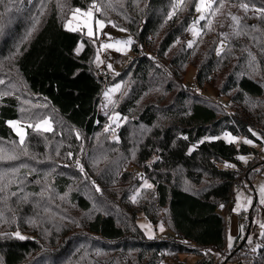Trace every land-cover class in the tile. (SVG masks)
Returning a JSON list of instances; mask_svg holds the SVG:
<instances>
[{
    "label": "trees",
    "instance_id": "16d2710c",
    "mask_svg": "<svg viewBox=\"0 0 264 264\" xmlns=\"http://www.w3.org/2000/svg\"><path fill=\"white\" fill-rule=\"evenodd\" d=\"M197 2L0 0V264H160L162 253L176 263L194 254L196 264H215L208 248L225 252L220 210L238 173L221 165L239 166L249 147L222 136L264 137V14L256 11L264 0H215L189 47ZM93 3L99 19L133 38L134 57L109 80L93 66L96 37L66 28L76 8ZM224 12L239 24L231 19L232 29L219 33ZM142 43L154 56L138 54ZM189 66L199 85L212 83L230 104L192 91ZM115 82L122 89L113 113L126 118L119 143L106 130L110 115L98 110ZM47 118L52 131L34 129ZM10 120L32 125L23 143ZM127 160L154 185L135 202L138 175L120 174ZM257 173L241 186L252 187ZM254 210L256 202L245 234L219 264H264V232L256 256L243 242ZM140 214L166 223L178 239L146 237Z\"/></svg>",
    "mask_w": 264,
    "mask_h": 264
},
{
    "label": "rangeland",
    "instance_id": "374dc122",
    "mask_svg": "<svg viewBox=\"0 0 264 264\" xmlns=\"http://www.w3.org/2000/svg\"><path fill=\"white\" fill-rule=\"evenodd\" d=\"M199 3V0L197 4ZM87 11V10H86ZM86 11H82L80 13H76L75 16L73 13L71 14L68 22L66 23V28L67 29H74V31H81L84 32L88 37H100V34H104L103 42L102 45L104 44H110L113 45L112 47L109 48H104L102 47V50H99L97 46L94 45L95 47V52H94V57H93V66L96 70L99 71V74L103 77L106 78V80H109L111 76H116L122 70L123 66L120 70L114 71V66L118 67L120 65H116L115 59H120L121 62H129V60L132 58L133 55V38L129 35L128 32L125 30L116 27L112 23H106L103 20L99 19L96 15V9H93V16L92 18H89L87 16H84L83 13ZM209 10H204L202 12H197L196 11V18L197 22H193L186 34L185 38L187 40V44L193 46L194 43L197 41L198 37L200 36L202 29H201V24L200 22L202 21L200 19L201 15L205 16V19L208 16ZM217 15V13H216ZM233 17V13H223L220 19V23L223 20H226L225 27H216V29L219 31V33H222L225 28L227 29H232L233 23L231 22V19ZM219 17V16H217ZM96 20H99L102 22L103 26L101 27L96 23ZM88 27L92 28L93 35L89 36L88 35ZM131 40L132 43L130 45H125V44H117L116 41H127ZM81 44V43H80ZM94 44V42H93ZM150 51L152 49L150 48V45L147 46ZM221 49V48H220ZM102 52H105V56L102 55ZM124 63V64H125ZM122 64V63H121ZM111 65V68L108 66ZM100 70H106V71H100ZM197 71L196 68L189 66L187 68V71L185 73L184 81L187 85H189L190 82L196 81ZM197 82V81H196ZM204 88V95H207L213 100L219 101L224 105L230 104V101L226 99L225 97L219 95L217 90L212 86L211 84H205V85H200ZM113 89H116V91H113ZM122 89V83L121 82H115L110 84L107 88L104 89L101 97V101L98 106V110L101 113L104 114H109V119H108V124L106 125V130L110 132V130L116 128L119 129L120 126L125 122L126 118L122 117L118 113H113V108L116 105L117 99L121 93ZM116 117H119V119H116ZM11 121V120H10ZM8 121V126L13 130V132L17 135L18 139L21 141V135H23V141L26 138L28 129L32 125H26L21 123L20 121L17 120H12L11 122H17L15 124V127L11 126ZM44 121H47L48 123L45 125L43 124ZM37 125L40 127L38 128ZM49 128L52 131L53 130V123L49 118L44 119L34 125L35 130H42L45 131V128ZM257 135L256 137H259L258 140H251L253 143L252 144H246L244 143V140L246 138L243 137H235L229 134L230 137L235 138L234 140L229 141L227 137H225V134L222 136L224 140H226L228 143H235L237 146H240L242 144L246 145L249 147V151L247 153H241L239 154V157L243 156L246 158V161H240V165L236 166L239 167V169L244 170V175L246 176L248 172L256 171L259 172L255 174L252 177V187L247 184L245 187L240 186L235 189L234 195H232L233 199L230 200L229 202V208L226 217H227V246L228 248L232 247L234 244V238L230 233V218L232 217V214H235L236 217H239V214L241 213L242 210H244V218L241 219L243 220L242 223L244 224V219L245 222L249 219L250 211L252 210V207L254 206V203H257V210H254L256 213L254 214V222H253V227L249 233V236L247 238L248 245L250 247L251 251H257L261 247V237L264 232V227L261 225H264V193H262L261 189H264V167L261 168L259 166V162L264 161V137L261 136L260 133L255 132ZM110 134V138L114 140V142L119 143V136L118 134L112 135ZM250 140V139H248ZM255 145V146H253ZM228 164L221 165L222 167H227ZM122 172L125 171H130L136 175H138V181L140 184V187L136 190V194L133 196L135 197L142 189H154V185L149 182L145 176L141 173L139 168L134 164L133 161L127 160L123 165H122ZM243 175V176H244ZM145 182H147L148 185H151V187H146ZM242 185V184H241ZM239 189V190H238ZM223 214H225V210H220ZM139 226L142 228V230L145 233V236L148 238H155L156 234H162L163 230H166L162 228L161 230V225L162 222H159L157 225H153L143 214H140V218L138 221ZM153 226L157 228V233L154 234L153 232ZM242 232H244V228L242 226ZM20 236H25L24 234L18 232ZM245 232L243 233V235ZM195 256L194 254H184L180 256V259L182 260L184 257H186L188 260H186V263L183 261L179 262H173L169 260V258L166 256V258L163 259L164 263L168 264H194L195 261ZM197 258V257H196ZM185 261V260H184ZM162 264V262H161ZM227 264H233L232 262H229Z\"/></svg>",
    "mask_w": 264,
    "mask_h": 264
},
{
    "label": "built area",
    "instance_id": "2783aa9c",
    "mask_svg": "<svg viewBox=\"0 0 264 264\" xmlns=\"http://www.w3.org/2000/svg\"><path fill=\"white\" fill-rule=\"evenodd\" d=\"M32 1L33 0H30V2H32ZM103 38H104V36L100 35V37H97V38L94 39V45L97 46V48L99 50H102ZM147 46L148 45L146 43L139 44L137 46L138 54L143 55V56H145V55L154 56L153 52L150 51V49ZM105 54H106L105 52H102L103 56H105ZM188 86H189V88L192 91H194L196 93H199V94H204V88L202 86H200L196 81L190 82ZM110 133L112 135L118 134L119 133V129L114 128V129L110 130ZM230 169L232 171H235V172L238 173V178L233 182V185H232V191L234 192L236 188L241 186V179H242V177H244L243 176L244 175V170L243 169H239V167H236V166L230 167ZM162 226H163L164 229H166V230L162 231V234H158L157 233V228L155 226H153L154 234L157 233L156 237H155L156 239H171V238L178 239V237L176 235H174L170 231V229L167 227L166 223L162 222ZM207 251H209L212 254V259H213L215 264H219L222 260L225 259V257L227 255H229L231 253L230 248H226L225 252H221L216 247H209ZM252 255L256 256L257 255V251H252ZM161 258H162V261H163V259L166 258V255L162 253L161 254Z\"/></svg>",
    "mask_w": 264,
    "mask_h": 264
},
{
    "label": "snow or ice",
    "instance_id": "6c2138e0",
    "mask_svg": "<svg viewBox=\"0 0 264 264\" xmlns=\"http://www.w3.org/2000/svg\"><path fill=\"white\" fill-rule=\"evenodd\" d=\"M215 2V0H199V3L196 5V11L197 12H202V11H204V10H211V8H212V4ZM177 4L178 5H182V4H184V0H177ZM242 7H244L245 9L247 8V5H242ZM93 9H96L97 11H99V9L97 8V5L95 4V3H93L92 4V6H91V8H89L86 12H84L83 13V15L84 16H87V17H89V18H92V16H93ZM256 11L257 12H260V13H262V14H264V8H257L256 9ZM81 12V9H79V8H76L75 10H74V12H73V15L75 16V14L76 13H80ZM174 12H175V6H174ZM174 12H173V14H174ZM172 18V14H169V19H171ZM200 19L201 20H204L205 19V16L204 15H201L200 16ZM232 19L234 20V21H236V23L237 24H239V20L236 18V17H232ZM96 23L98 24V25H100L101 27L103 26V24H102V22L101 21H99V20H96ZM70 30H74V29H70ZM33 31H35V27H33V29H32V31H30V32H28V36H31L32 35V32ZM88 35L89 36H92L93 35V31H92V28L91 27H88ZM116 43L117 44H125V45H130L131 43H132V41L129 39V40H127V41H116ZM113 45H110V44H104V45H102V47H104V48H109V47H112ZM192 45H191V43L189 44V47H191ZM109 68H111V65H109L108 66ZM0 82H2V81H0ZM113 91H116V89H113ZM116 119H119V117H116ZM17 122H9V124L11 125V126H13V127H15V124H16ZM48 122L47 121H44L43 122V124H47ZM37 127L39 128L40 126L39 125H37ZM45 131H48V130H50L49 128H45L44 129ZM249 131H252L251 129H249ZM252 134L255 136V135H257L255 132H252ZM225 137H227L228 139H229V141L231 142V140H234L235 138H233V137H230L229 136V134L228 133H225ZM258 139H259V137H257ZM23 135H21V143H23ZM244 143H246V144H252L253 142L251 141V140H248V139H245L244 140ZM253 146H255V145H253ZM238 159H240V160H242V161H245V162H247L246 161V158L245 157H243V156H241V157H238ZM227 166H229V167H234L233 165H227ZM83 169H81V171H82ZM145 186L146 187H151V185H148L147 184V182H145ZM261 191H262V193H264V189H261ZM133 201L135 202V197H133ZM262 202H264V201H262ZM262 227H264V225H261ZM162 228H163V226L161 225V230H162ZM16 235L20 238V239H24V237H22V236H20V234L17 232L16 233Z\"/></svg>",
    "mask_w": 264,
    "mask_h": 264
},
{
    "label": "crops",
    "instance_id": "0c3cea01",
    "mask_svg": "<svg viewBox=\"0 0 264 264\" xmlns=\"http://www.w3.org/2000/svg\"><path fill=\"white\" fill-rule=\"evenodd\" d=\"M82 12V11H81ZM74 31V30H73ZM96 35H98V34H95V36ZM100 35H103L104 36V34H100ZM94 36V37H95ZM84 44L83 43H81V44H79L78 45V47H77V49H76V52L78 53V54H80V53H82V51L84 50ZM134 55H135V52L133 51V55H132V57H134ZM115 63H116V65H120V66H118V67H116V66H114V71H116V70H120L124 65H126L127 63H125V62H121V60L120 59H115ZM122 63V64H121ZM125 63V64H124ZM100 71H106V70H100ZM106 73H108L107 71H106ZM238 157H239V155H238ZM233 166H238V165H233ZM239 190V189H238ZM234 193H235V191L233 192V195H234ZM232 199H233V197H232ZM227 207H229V205L227 206ZM228 209L229 208H226V212H225V214H224V216H225V219H226V222H227V215H226V213H227V211H228ZM244 210H242L241 211V213L239 214V217H236L235 216V214H232V217L230 218V226H229V229H230V233H231V235L233 236V238H234V243L236 242V240L239 238V236H241V235H243V233L244 232H246V229H245V219H244V224L242 223V219L245 217L243 214H244V212H243ZM241 217H242V219H241ZM228 223V222H227ZM242 226H243V228H244V232H242ZM250 233V232H249ZM249 233H247L248 234V236H249ZM234 245V244H233ZM197 257V258H196ZM199 259H200V257L199 256H195V261H194V264H196L198 261H199ZM185 260V261H184ZM186 260H188L186 257H184L181 261H183V262H185L186 263ZM162 264H168V263H164V261H162Z\"/></svg>",
    "mask_w": 264,
    "mask_h": 264
},
{
    "label": "water",
    "instance_id": "95a60500",
    "mask_svg": "<svg viewBox=\"0 0 264 264\" xmlns=\"http://www.w3.org/2000/svg\"><path fill=\"white\" fill-rule=\"evenodd\" d=\"M247 238H248V234L245 236L243 242L245 243L247 241Z\"/></svg>",
    "mask_w": 264,
    "mask_h": 264
}]
</instances>
